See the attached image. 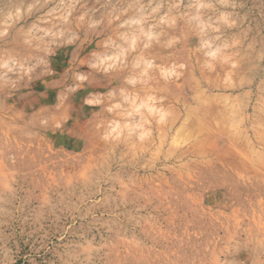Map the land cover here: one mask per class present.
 I'll return each mask as SVG.
<instances>
[{
    "label": "rangeland",
    "instance_id": "1",
    "mask_svg": "<svg viewBox=\"0 0 264 264\" xmlns=\"http://www.w3.org/2000/svg\"><path fill=\"white\" fill-rule=\"evenodd\" d=\"M0 264H264V0H0Z\"/></svg>",
    "mask_w": 264,
    "mask_h": 264
},
{
    "label": "clouds",
    "instance_id": "2",
    "mask_svg": "<svg viewBox=\"0 0 264 264\" xmlns=\"http://www.w3.org/2000/svg\"><path fill=\"white\" fill-rule=\"evenodd\" d=\"M209 55L212 56V57H215L216 56V52H210ZM4 67H7V64H5ZM86 102H88V101H86ZM116 107H119V105H116ZM109 110H111V109H109Z\"/></svg>",
    "mask_w": 264,
    "mask_h": 264
}]
</instances>
